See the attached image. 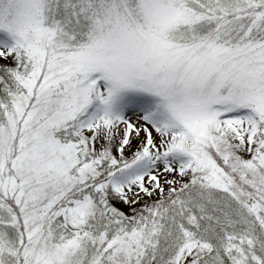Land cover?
<instances>
[{
  "label": "snow or ice",
  "instance_id": "6c2138e0",
  "mask_svg": "<svg viewBox=\"0 0 264 264\" xmlns=\"http://www.w3.org/2000/svg\"><path fill=\"white\" fill-rule=\"evenodd\" d=\"M0 264H264V0H0Z\"/></svg>",
  "mask_w": 264,
  "mask_h": 264
}]
</instances>
